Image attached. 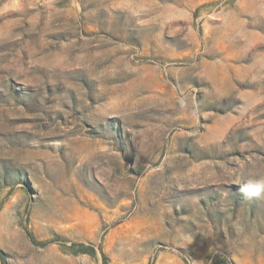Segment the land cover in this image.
I'll use <instances>...</instances> for the list:
<instances>
[{
	"label": "rangeland",
	"instance_id": "1",
	"mask_svg": "<svg viewBox=\"0 0 264 264\" xmlns=\"http://www.w3.org/2000/svg\"><path fill=\"white\" fill-rule=\"evenodd\" d=\"M264 0H0V264H264Z\"/></svg>",
	"mask_w": 264,
	"mask_h": 264
},
{
	"label": "clouds",
	"instance_id": "2",
	"mask_svg": "<svg viewBox=\"0 0 264 264\" xmlns=\"http://www.w3.org/2000/svg\"><path fill=\"white\" fill-rule=\"evenodd\" d=\"M242 193L249 199L264 201V176L242 175L238 177Z\"/></svg>",
	"mask_w": 264,
	"mask_h": 264
}]
</instances>
